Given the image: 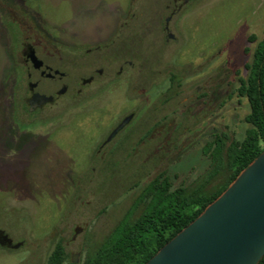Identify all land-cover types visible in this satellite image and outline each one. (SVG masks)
Instances as JSON below:
<instances>
[{
	"label": "rangeland",
	"instance_id": "rangeland-1",
	"mask_svg": "<svg viewBox=\"0 0 264 264\" xmlns=\"http://www.w3.org/2000/svg\"><path fill=\"white\" fill-rule=\"evenodd\" d=\"M164 1L0 0V230L22 243L17 250L0 246V264H46L59 242L65 264L84 263L154 179L169 178L172 190L192 186L211 169L204 148L216 136L245 138L250 105L238 90L264 38V0H193L181 20L174 62L186 79L208 61L212 97L207 104L185 103L191 89L186 85L179 141L150 146L142 163L92 159L99 142L131 108L123 95H111L100 107L91 103L86 111L70 109L64 118L38 126L32 122L36 116L23 108L32 79L23 66L22 43L46 34L51 51L71 61L108 44L122 28L149 21ZM72 63L63 72L70 74L69 81L79 80L82 71ZM158 92L150 90V98ZM205 111L208 126L197 127Z\"/></svg>",
	"mask_w": 264,
	"mask_h": 264
},
{
	"label": "flooded vegetation",
	"instance_id": "flooded-vegetation-1",
	"mask_svg": "<svg viewBox=\"0 0 264 264\" xmlns=\"http://www.w3.org/2000/svg\"><path fill=\"white\" fill-rule=\"evenodd\" d=\"M192 4L193 0H165L149 21L122 28L108 44L87 49L82 57L74 56L71 61L51 51L46 34L33 35L32 43H22L23 66L27 78L32 79L23 108L28 107L25 110L29 116H36L32 122L38 126L44 121L62 119L70 109L86 111L91 103L100 107L111 95L118 94L131 103V108L99 142L94 161L142 163L150 146L176 144L180 139V98L185 86L191 87L185 103L207 104L212 97L213 71L208 61L198 65L186 79L174 62L181 45V20ZM153 47L157 51L155 59ZM71 62V67L82 71L79 80L69 81L70 74L63 72V67ZM153 88L159 92L150 98ZM208 114L205 111L197 127L207 128ZM21 244L0 230V246L17 250Z\"/></svg>",
	"mask_w": 264,
	"mask_h": 264
},
{
	"label": "trees",
	"instance_id": "trees-1",
	"mask_svg": "<svg viewBox=\"0 0 264 264\" xmlns=\"http://www.w3.org/2000/svg\"><path fill=\"white\" fill-rule=\"evenodd\" d=\"M249 76L238 90L250 105V125L242 141L218 135L206 148L211 169L196 184L172 190L170 179L159 176L143 191L111 234L82 264H146L164 245L196 220L237 176L264 151V38L258 43ZM145 205L134 218L135 211ZM63 243L56 244L46 264H65ZM259 264H264V258Z\"/></svg>",
	"mask_w": 264,
	"mask_h": 264
},
{
	"label": "water",
	"instance_id": "water-1",
	"mask_svg": "<svg viewBox=\"0 0 264 264\" xmlns=\"http://www.w3.org/2000/svg\"><path fill=\"white\" fill-rule=\"evenodd\" d=\"M263 258L264 151L146 264H259Z\"/></svg>",
	"mask_w": 264,
	"mask_h": 264
}]
</instances>
